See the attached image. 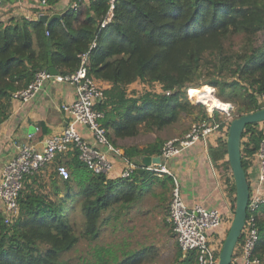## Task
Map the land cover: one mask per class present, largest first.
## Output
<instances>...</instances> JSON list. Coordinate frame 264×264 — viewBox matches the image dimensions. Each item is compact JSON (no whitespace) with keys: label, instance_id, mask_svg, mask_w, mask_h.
I'll list each match as a JSON object with an SVG mask.
<instances>
[{"label":"trees","instance_id":"obj_1","mask_svg":"<svg viewBox=\"0 0 264 264\" xmlns=\"http://www.w3.org/2000/svg\"><path fill=\"white\" fill-rule=\"evenodd\" d=\"M55 4L48 0L46 13L59 15L49 24L21 17L0 25V123L10 115L15 93L37 72L48 71L49 61L59 75L72 74L83 54L88 77L108 85L95 109L102 113L100 125L114 147L118 139L161 132L194 110L196 121L225 127L221 110L214 109L211 119L201 104L188 101L187 91L190 96L199 87H212L221 103L230 104L232 119L264 107L259 102L264 94V0H115L104 26L108 0L60 12L53 10ZM133 83L147 87L129 91ZM263 134L259 123L246 125L242 133L247 183ZM163 144L156 136L143 147H124V157L140 166L143 156H159ZM210 155L213 161L224 160V138ZM61 164L69 172L65 179L57 172ZM224 166L234 210L235 186L227 160ZM173 177L136 169L129 178L110 179L88 170L75 150L59 153L24 177L15 217L6 222L0 210V264H79L68 254L80 241L99 238L98 220L107 208L118 205L107 222L121 223L132 209L141 211V202L150 195L167 216ZM163 223L172 233L166 218ZM255 226L254 254L264 262V204L255 213ZM243 240L241 232L236 248ZM91 250V259L81 257L80 263L149 264L158 256L153 245L130 247L127 241ZM236 255L234 249L232 260ZM170 264L198 263L194 251L182 253L176 245Z\"/></svg>","mask_w":264,"mask_h":264},{"label":"built area","instance_id":"obj_2","mask_svg":"<svg viewBox=\"0 0 264 264\" xmlns=\"http://www.w3.org/2000/svg\"><path fill=\"white\" fill-rule=\"evenodd\" d=\"M3 1L0 0V7ZM90 1L94 0H69L67 8L78 10L82 6L88 5ZM114 1L108 0L109 9L103 20V26L112 17ZM32 7L35 8L38 18L41 15L48 16V13H46L48 0H33ZM25 18L32 20L30 17ZM46 82L71 85L74 88L75 98L71 103L61 105V109L67 118L65 127L61 132L48 137L45 140L43 149L36 150L28 142H21L16 139L11 141L14 152L10 159L4 163L0 175V203L3 204L2 210L6 222L17 214V198L19 191L22 189L24 177L51 163L59 153L75 150L78 160L95 175H107L113 169V163L107 152L98 149V146L105 147L107 151L122 160L124 166L119 177L129 178L134 170L142 168L141 163L140 166L133 164L124 157V152L121 149L114 147L110 143L106 131L100 125L99 120L103 115L95 109V104L101 100L103 89L97 81L87 75L86 54L80 57V64L75 73L51 75L48 71L37 72L33 80L24 89L15 93L13 101L20 103L30 101L43 88ZM259 102L264 105V94L259 97ZM213 110L207 109L206 111L211 119L213 118ZM224 121L228 124L222 129L220 128V123L211 120H203L193 124L189 132L184 136L164 142L159 155L160 164H151L145 170L172 175L168 162L179 155L184 147L190 146L199 139L208 138L213 134H219L220 137L226 140L231 118H226ZM79 126L85 127L90 132L95 146L88 143L81 136L78 131ZM38 130V128H35V131ZM32 137L33 134H29L27 139ZM253 162L256 163L258 172L256 179L248 184L247 215L241 231L244 234V240L240 246L235 247L237 255L234 259L242 264H264L254 254L257 240L255 213L259 206L264 204V134L254 154ZM57 172L64 179L69 175L68 169L62 164L57 167ZM173 179L166 222L171 227L177 247L182 253L194 251L198 264H217L218 253L223 239L215 238L214 234L224 223L222 214L216 210H208L201 205L187 206L180 195L176 178L173 177Z\"/></svg>","mask_w":264,"mask_h":264},{"label":"crops","instance_id":"obj_3","mask_svg":"<svg viewBox=\"0 0 264 264\" xmlns=\"http://www.w3.org/2000/svg\"><path fill=\"white\" fill-rule=\"evenodd\" d=\"M68 3L69 0H59L53 6V10L60 12L67 8ZM32 6L33 0H4L0 7V25H10L21 17L37 19L36 10ZM48 17L50 16L48 15ZM98 84L102 89L108 86L103 82H98ZM74 98V88L71 85L46 82L30 101L26 103L12 101L10 115L0 123V175L4 163L10 159L14 152L11 141L16 139L21 142H28L36 150L43 149L45 140L51 135L61 132L65 127L67 118L61 109V105L71 103ZM222 120L224 121V119ZM35 128L39 130L35 131ZM78 131L88 143L95 146L90 132L85 127L79 126ZM29 134H33L31 139H27ZM134 138L118 139L115 147L123 151L126 146L143 147L149 143L132 142ZM220 138L223 137H220L219 134H213L184 147L179 155L169 160L168 167L177 180L180 195L187 206L201 205L208 210H216L222 214L224 223L215 231L214 235L215 238L224 239L232 221L234 210L231 208V197L223 178V175L228 174L224 166L227 156L224 160L216 162L212 160L210 155L211 149L217 146ZM98 149L107 152L113 163L112 171L105 176L110 179L119 177L124 166L122 160L103 146H98ZM257 172L256 163L248 168V184L256 179ZM230 181H233L232 173ZM170 191L171 187L167 196H170ZM156 206L160 207L158 200ZM110 208H115L117 211L118 205L107 209ZM2 209L3 204L0 203V210ZM160 209L162 208L160 207ZM231 264L242 263L233 258Z\"/></svg>","mask_w":264,"mask_h":264},{"label":"rangeland","instance_id":"obj_4","mask_svg":"<svg viewBox=\"0 0 264 264\" xmlns=\"http://www.w3.org/2000/svg\"><path fill=\"white\" fill-rule=\"evenodd\" d=\"M146 87H147L146 85L142 86V84L133 83L129 86L128 89L129 91L135 90L139 93L141 90L146 89ZM148 88L150 89L151 87ZM155 89L159 90V86L155 85ZM188 92L189 90L187 91L188 101L192 105H196L194 101H192V99L190 98L191 95L190 96L188 95ZM213 92H214L213 95L215 97L214 89ZM201 105L205 108V111H207V107L203 104ZM227 105L229 104H226V106ZM222 112L225 114V116L224 115L222 116L223 119L226 118L232 119V116H230V111L229 112L222 111ZM197 113H198L197 110H194L193 113L190 115H186L182 113L180 120L175 125L166 128L156 134L149 133L145 135L144 134H140L139 136L137 135L138 137L137 136H135V138L133 137L134 139H132V142L137 141L140 144L146 142H152L156 136L162 138L164 142L171 140L173 138H180L186 132H189L193 124L199 123V121L195 120V116L197 115ZM260 126L263 127L264 122L259 123V127ZM254 164L255 162H252V165ZM169 197L170 196H168V201H169ZM156 204H157L156 198L147 195L146 198L141 202V207H140L141 211H139L140 213L137 212L135 208L132 209L128 213L127 217L121 220L122 221L121 223H114L112 221L107 222L110 216L116 212L115 208H110L103 211L101 217L98 220V227L100 228L99 238L92 243L80 241L76 246V248L72 250L68 254V256L73 258L79 264H83L80 263L81 257L91 259L89 254L90 251H92L91 249L104 247V246L108 247V246L116 245L120 242L122 244L123 241H127L130 247L153 245V247L157 249L158 251L157 258L155 260L153 259L152 262H150L149 264H170L175 255L176 243L172 233L169 232L170 228L163 223V218H166L165 213L163 214L162 209H160L159 206H156Z\"/></svg>","mask_w":264,"mask_h":264},{"label":"water","instance_id":"obj_5","mask_svg":"<svg viewBox=\"0 0 264 264\" xmlns=\"http://www.w3.org/2000/svg\"><path fill=\"white\" fill-rule=\"evenodd\" d=\"M59 18V15L39 16L38 20L49 24L53 19ZM48 72L51 75H57L58 72L48 63ZM232 106L227 105L225 112L231 111ZM222 111V109H219ZM224 111V110H223ZM264 122V107L246 114L237 116L229 122L226 136V156L231 169L233 182L235 186V206L234 214L230 226L223 239L220 251L218 253L217 264H231L234 249L241 235L247 215V201L249 197V187L246 180V174L242 166L241 156V138L246 125L252 123ZM142 168L137 169L141 172L151 164H160L159 156H143L140 159Z\"/></svg>","mask_w":264,"mask_h":264},{"label":"bare ground","instance_id":"obj_6","mask_svg":"<svg viewBox=\"0 0 264 264\" xmlns=\"http://www.w3.org/2000/svg\"><path fill=\"white\" fill-rule=\"evenodd\" d=\"M213 94L214 92L211 87H202L192 94L190 98L196 105L203 104L207 109H222V111H226V104L221 103Z\"/></svg>","mask_w":264,"mask_h":264}]
</instances>
